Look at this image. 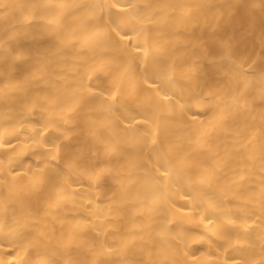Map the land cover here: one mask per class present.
Returning <instances> with one entry per match:
<instances>
[{"label":"bare ground","instance_id":"6f19581e","mask_svg":"<svg viewBox=\"0 0 264 264\" xmlns=\"http://www.w3.org/2000/svg\"><path fill=\"white\" fill-rule=\"evenodd\" d=\"M0 264H264V0H0Z\"/></svg>","mask_w":264,"mask_h":264}]
</instances>
